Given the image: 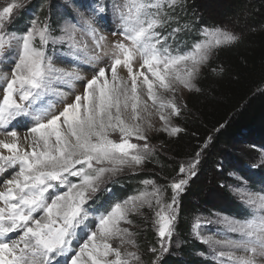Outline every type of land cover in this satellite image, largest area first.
Returning <instances> with one entry per match:
<instances>
[{"label": "snow or ice", "instance_id": "6c2138e0", "mask_svg": "<svg viewBox=\"0 0 264 264\" xmlns=\"http://www.w3.org/2000/svg\"><path fill=\"white\" fill-rule=\"evenodd\" d=\"M185 3L111 0L91 15L76 12L55 24L48 16H34L23 32L9 25L24 0L0 8V64L10 65V73L0 72V175L11 170L0 181V264H145L133 230V217L147 220L144 209L151 212L157 236L148 248L151 264H160L170 250L179 198L196 175L207 143L179 164L178 177L167 185L142 180L143 190L100 213L95 229L76 248L73 241L86 230L89 201L103 185L159 163L148 134L176 137L185 131L173 122L187 110L182 92L200 91L202 70L222 48L241 39L227 28H202V39L190 48H174L177 34L189 30L175 15ZM109 10L119 21L112 35L121 38L115 41L96 26L97 16ZM173 22L176 26L164 35L161 30ZM57 44H67L68 67L56 66L48 55L49 46ZM81 81L83 90L77 91ZM20 117L31 120L24 132L13 123ZM260 159L264 163V153ZM237 179L241 183L230 188L247 215L197 216L192 235L208 247L214 264H264V191ZM211 225L223 226V232L205 234Z\"/></svg>", "mask_w": 264, "mask_h": 264}, {"label": "trees", "instance_id": "16d2710c", "mask_svg": "<svg viewBox=\"0 0 264 264\" xmlns=\"http://www.w3.org/2000/svg\"><path fill=\"white\" fill-rule=\"evenodd\" d=\"M208 1L191 0L188 3L185 15L187 17L189 13L193 29L199 30L208 20L218 24L228 18H237L251 31L230 51L218 77L204 73L200 78V91L191 94L187 101V112L190 113L183 124L185 131L176 140L162 139L167 150L166 156L159 158L161 166L157 173L149 171L142 175L121 176L119 181L109 183L114 195L125 197L138 189L141 176L149 174L167 182L178 174L179 164L184 159L194 157L202 145L208 144L197 176L181 196L177 233L182 246L177 255L165 256L160 264H212L205 247L190 237L191 221L198 212L210 208L229 213L237 211L236 201L222 185L226 166L230 161L235 162V166L245 165L243 159H252L256 154L248 148L264 145V0H216V5L226 15L224 19L222 14L209 12ZM26 18L17 22L15 30L21 29L22 25L26 28ZM184 33H180L182 37ZM221 161L224 170L219 171L217 166ZM259 175L264 177V173ZM146 223L143 221L140 225L145 227ZM137 239L140 247L148 251L150 245L156 244L157 236L147 230L139 233ZM197 251L203 252L205 257L199 256Z\"/></svg>", "mask_w": 264, "mask_h": 264}, {"label": "rangeland", "instance_id": "374dc122", "mask_svg": "<svg viewBox=\"0 0 264 264\" xmlns=\"http://www.w3.org/2000/svg\"><path fill=\"white\" fill-rule=\"evenodd\" d=\"M10 2V0H0V8H2L3 6H6V4ZM111 3V0H24V7L18 10H14L13 13V22L9 25V29H15L17 27V22H21L22 19L25 18V16H27L26 21L24 22V25L26 26V28L29 25V21L31 18H33L34 16H39L41 19H43L45 16L50 17V22L52 23H58V22H62L63 19L65 18H71L73 16H75L76 12H81L84 15H91V13L93 12V10L98 7V5L100 3ZM191 0H186L185 3V7L182 11H178L175 15L177 20L179 21V23L181 25H189V30L181 33H184L183 37L180 33L177 34V38L176 41L173 43V47H179V49L181 51L187 50L188 48L191 47V45L193 44V42L198 41L200 39H202V37L200 36L199 30L202 28H212V27H221V28H227L231 31H233L236 34H239L241 36V39L244 35H247V33L249 31H251L249 26L243 25L239 22V20L237 21V18H233V19H227L228 21L222 20L220 23L217 24V21H205L204 26L200 27L199 30H195L193 29L192 25H191V18L189 17V13L188 16L186 17V11H188V3H190ZM208 5V10L209 12H213L215 14H217L218 16H221V14L223 16H221V18L224 19V17L226 16L223 11L221 10L222 8H220V6L216 5V0H209L207 2ZM206 11H204L205 14ZM206 17V15H204ZM205 20H207L205 18ZM181 21V22H180ZM96 26L98 27V29L108 37L109 41H115L120 39L121 37H119L118 35L114 36L112 35L113 31H116L119 27V21L117 18H115L111 11L109 10V12L101 17V16H97L96 18ZM175 22H173L172 24H169L166 28H164L162 31V33L164 35H167L168 32L171 31L172 27H175ZM26 28L22 25L21 29H16L17 32H23L24 30H26ZM181 37H180V36ZM78 38H79V34H78ZM182 38V39H181ZM85 39H87L85 37ZM177 39H180V42H177ZM240 39V41H241ZM239 41V42H240ZM234 44L232 46L229 47H225L222 48L217 55H215L213 57V59L210 61V64L208 67L204 68L202 70V76L204 73H209V75H211L213 78L214 77H218V75L221 73V71L218 72H213L212 69H222L224 70V62L226 60L227 57L230 56V51L232 49H234L238 44ZM68 53H69V49L67 47V44H57V45H50L49 46V51H48V55L52 58L53 63L56 64V66L58 67H68L69 66V58H68ZM219 58L221 60V62H219ZM0 72H9L10 73V65L7 63L4 64H0ZM85 75L88 76L90 75V73L88 72L87 66H85ZM201 76V77H202ZM199 81L197 82V86L199 87ZM83 82H78V87H77V91H82ZM199 91H187L184 90L182 92V95L180 96V100H182V102L184 104L187 105V101L189 99V96L193 93H198ZM3 92H2V84H0V98H2ZM49 99H52L51 97ZM69 99H71V97H69ZM149 103H151L149 101ZM189 111L187 112V110L185 112H183L181 114V117H177L174 119V123L178 124L181 128L184 129L183 124L186 123V120L189 116ZM188 114V115H187ZM186 118V119H185ZM153 121L154 123L157 124V126H159V124L161 123L158 118L153 117ZM14 125L16 126V129L18 131L24 132L27 130V126L31 123L30 118H26V117H20L18 118L17 121L13 122ZM184 132V131H183ZM183 132H181L178 136L176 137H169L166 133L163 132H150L148 134V142L150 144H152L153 146H155L158 149V161L157 162H152V163H147L144 165L143 169L138 170L137 173L135 174H128L127 172L125 174H121L117 177H114L112 180H110L109 182H107L105 185H103L101 187V190L96 193L95 197L93 200L89 201V203L91 204V209H90V216L89 219L85 222V229L86 230H82L78 232V237L76 240L73 241V247L76 248L80 243L83 242V239L86 238L88 232H90L91 230H94L97 224V216L100 213L105 212L106 210H108L110 208L111 205H113L116 202L122 201L124 199H126L127 197H129L130 195L135 194L136 192L143 190L144 185L141 183L142 180L144 179H153L157 182V184H161V185H167L169 183L168 180L167 182L163 181L162 179L158 178L156 179L153 176H148L149 174H147V176H141L143 178H140V181L138 185V189L136 191H134L132 194L122 197V196H118V195H114L112 192V189H110V182L116 180L119 181L118 179L121 178V176H136L138 174H144V173H148L149 171H152L153 173H157L158 168H160V156H166V150L167 147L166 145L164 146V144H166V142L163 143V138H166L168 140H176L178 139ZM113 138H117L118 139V134H114ZM134 143H140L143 144L144 141H136L133 138ZM161 146H164L161 149ZM251 151H255V156L252 159H243V161L246 163L245 165H239V166H235V162H231L229 166H226L227 171H225V180L223 181L222 185L226 188L227 192L229 194H231V196L233 197V200L236 201L237 205L235 206L237 211L234 213H229V212H225V211H219L213 208H210L208 211H200L198 212L192 219L191 221V235L190 237L201 243L200 241H198L193 235H192V224L194 219L197 216H213L215 213H219L222 215H227L230 217H236V218H242L245 215H247L246 209L241 205V203L238 201V199L236 198V196H234L233 192L231 191L230 186H235L241 183V181H239L237 179V177H242L244 181H247L248 187H250L251 189H253L254 191H264V177L262 175V178L260 177L259 173L261 172L264 173V163H261V155L262 153H264V145H258L255 144L254 146H252L251 148H248ZM234 154H236V152H233ZM202 155L203 152L201 154V158L200 161L202 159ZM193 157H189L187 159H184L182 162H187L189 160H191ZM200 164V163H199ZM199 164L197 166V173L196 175L191 179L190 183L193 181V179L197 176L198 172H199ZM221 165V167H220ZM223 162H219V165L217 166V169L219 171H222L221 168L224 170V165ZM146 171V172H145ZM9 172H11V170H9ZM9 172H6L2 175H0V181H3L5 178H7L9 176ZM178 177V174L175 176ZM73 180H76V178H72ZM106 191V192H105ZM184 193L181 194V196ZM167 196L170 197L171 196V190L168 189L167 190ZM181 196L179 198V209H180V200H181ZM213 204H215V202H213ZM146 216L148 217L147 220L144 217H133V219L136 221V225L137 227L135 229H133L134 231L139 233H143L146 232L147 230H151L154 234L155 231L152 228V224H151V212L148 209H144ZM145 221L146 226L142 227L140 224ZM178 224V223H177ZM217 230H219L220 232H223V226L221 225H211L208 226L204 231L205 234H217ZM227 235L231 236L232 238H238L236 234H232V233H226ZM15 235V234H12ZM138 236V235H137ZM217 238H220L219 235H217ZM136 240L137 237H136ZM138 243V241H137ZM202 244V243H201ZM206 251H207V257L212 261V264H214V261L212 260V254L210 252V250L208 249V247L204 244H202ZM114 246H115V242H114ZM182 246V241L179 238V234L177 233V228H176V235H174L173 237V244L172 247L170 248V250L164 254V256L162 257V259L169 255V254H176L177 255V250H179V248ZM141 252L143 253V259L145 261V264H151L152 258H153V253L146 251L144 249H142L140 247ZM200 251H197V254L199 256H204L205 254L203 253V255H201ZM71 255V254H69ZM65 259V258H62ZM161 259V260H162Z\"/></svg>", "mask_w": 264, "mask_h": 264}]
</instances>
